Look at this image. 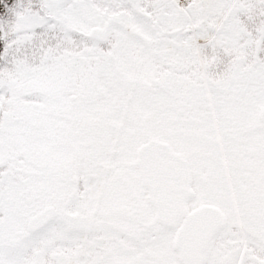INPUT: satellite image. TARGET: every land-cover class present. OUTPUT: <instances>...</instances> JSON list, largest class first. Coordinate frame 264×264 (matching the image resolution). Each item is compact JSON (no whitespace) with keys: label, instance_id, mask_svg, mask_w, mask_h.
Instances as JSON below:
<instances>
[{"label":"snow or ice","instance_id":"obj_1","mask_svg":"<svg viewBox=\"0 0 264 264\" xmlns=\"http://www.w3.org/2000/svg\"><path fill=\"white\" fill-rule=\"evenodd\" d=\"M0 264H264V0H0Z\"/></svg>","mask_w":264,"mask_h":264}]
</instances>
